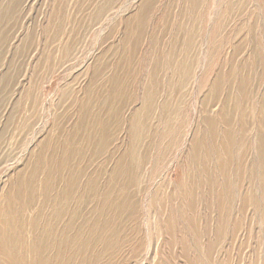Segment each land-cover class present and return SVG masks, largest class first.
I'll return each mask as SVG.
<instances>
[{"label":"rangeland","instance_id":"1","mask_svg":"<svg viewBox=\"0 0 264 264\" xmlns=\"http://www.w3.org/2000/svg\"><path fill=\"white\" fill-rule=\"evenodd\" d=\"M0 264H264V0H0Z\"/></svg>","mask_w":264,"mask_h":264},{"label":"bare ground","instance_id":"2","mask_svg":"<svg viewBox=\"0 0 264 264\" xmlns=\"http://www.w3.org/2000/svg\"><path fill=\"white\" fill-rule=\"evenodd\" d=\"M220 4V3H219ZM263 10V9H262ZM262 21V20H261ZM187 22V21H186ZM261 32V31H260ZM191 39V38H190ZM263 50V49H262ZM248 59V58H247ZM203 61V60H202ZM141 63V62H140ZM259 63V62H258ZM255 66V65H254ZM182 71V70H181ZM237 72V71H236ZM239 86V85H238ZM250 86V85H249ZM239 88V87H238ZM135 89V88H134ZM258 93V92H257ZM255 103V102H254ZM236 110V109H235ZM235 117V116H234ZM256 125H257V123H256ZM231 126V125H230ZM68 136H69V134H68ZM255 136V135H254ZM155 145V144H154ZM66 151V150H65ZM218 155V154H217ZM218 157H219V155H218ZM256 157V156H255ZM200 160V159H199ZM67 179V178H66ZM73 207V206H72ZM44 210V209H43ZM14 225V224H13ZM63 230V229H62ZM67 241V240H66ZM65 243V242H64ZM67 247V246H66Z\"/></svg>","mask_w":264,"mask_h":264}]
</instances>
